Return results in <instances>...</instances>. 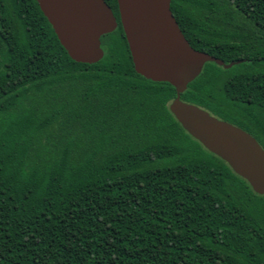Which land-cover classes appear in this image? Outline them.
<instances>
[{
	"label": "trees",
	"instance_id": "trees-1",
	"mask_svg": "<svg viewBox=\"0 0 264 264\" xmlns=\"http://www.w3.org/2000/svg\"><path fill=\"white\" fill-rule=\"evenodd\" d=\"M170 10L193 49L235 63H206L181 101L264 150V0ZM102 37L76 63L36 0H0V264H264V195L183 130L121 25Z\"/></svg>",
	"mask_w": 264,
	"mask_h": 264
},
{
	"label": "water",
	"instance_id": "water-1",
	"mask_svg": "<svg viewBox=\"0 0 264 264\" xmlns=\"http://www.w3.org/2000/svg\"><path fill=\"white\" fill-rule=\"evenodd\" d=\"M40 11L68 57L96 64L104 56L100 38L112 33L116 19L104 0H36ZM171 0H116L120 24L134 71L155 83L175 89L170 113L193 139L224 161L252 191L264 195V150L248 133L181 101L187 86L206 63L224 69L235 63L193 49L170 10ZM241 61H238L240 63Z\"/></svg>",
	"mask_w": 264,
	"mask_h": 264
},
{
	"label": "flooded vegetation",
	"instance_id": "flooded-vegetation-1",
	"mask_svg": "<svg viewBox=\"0 0 264 264\" xmlns=\"http://www.w3.org/2000/svg\"><path fill=\"white\" fill-rule=\"evenodd\" d=\"M109 6V5H108ZM109 8L111 9V11H112V13H113V16L115 17V19H116V23H117V27H116V29L119 27V25H121L120 24V18H119V13H118V8H117V4H116V7L114 8V7H110L109 6ZM115 29V30H116Z\"/></svg>",
	"mask_w": 264,
	"mask_h": 264
},
{
	"label": "rangeland",
	"instance_id": "rangeland-1",
	"mask_svg": "<svg viewBox=\"0 0 264 264\" xmlns=\"http://www.w3.org/2000/svg\"><path fill=\"white\" fill-rule=\"evenodd\" d=\"M100 41H101V44L103 46V42L105 41V37H102Z\"/></svg>",
	"mask_w": 264,
	"mask_h": 264
}]
</instances>
